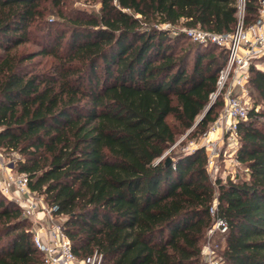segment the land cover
<instances>
[{"label": "trees", "instance_id": "trees-1", "mask_svg": "<svg viewBox=\"0 0 264 264\" xmlns=\"http://www.w3.org/2000/svg\"><path fill=\"white\" fill-rule=\"evenodd\" d=\"M98 1L73 13L62 0H0V148L21 155L17 171L65 217L79 259L201 264L216 197L224 264H264V68H250L237 124L246 177L212 181L204 147L164 155L182 133L205 135L223 104L204 112L226 50L176 27L231 31L236 0ZM257 9L245 0L246 23ZM32 235L0 192V264H43Z\"/></svg>", "mask_w": 264, "mask_h": 264}, {"label": "built area", "instance_id": "built-area-1", "mask_svg": "<svg viewBox=\"0 0 264 264\" xmlns=\"http://www.w3.org/2000/svg\"><path fill=\"white\" fill-rule=\"evenodd\" d=\"M236 2L237 21L231 31L214 33L198 26H181L177 29L192 42L201 45L212 44L226 50V59L219 69L215 91L211 93L208 102L213 104L218 97L223 100L213 129L220 128L226 135L227 157L233 166L226 175L228 177H220L224 182L229 177L235 180L239 175L235 168L241 167L236 158L239 145L237 124L247 119L248 109L251 107L250 68H264V0H258L257 16L250 23L245 22V0ZM206 146L207 165L216 167L217 171L215 158L220 154L217 141H207ZM0 171H5L0 179V192L14 200L25 217L41 220V224L33 230L32 240L42 253L43 264H100L101 257L96 252L82 259L74 254L71 241L64 232L63 222L58 221L63 215L56 214L55 205L44 203L39 194L29 188L27 175L14 171V165H10L1 148ZM216 203L215 197L209 207L212 224L206 231L200 250L203 264H224L219 244L213 241V237L216 233L226 235L229 228L227 222L216 214Z\"/></svg>", "mask_w": 264, "mask_h": 264}, {"label": "rangeland", "instance_id": "rangeland-1", "mask_svg": "<svg viewBox=\"0 0 264 264\" xmlns=\"http://www.w3.org/2000/svg\"><path fill=\"white\" fill-rule=\"evenodd\" d=\"M65 1V2H64ZM62 2L67 3V6H65V10L67 11H71L74 13V11H83V12H88V13H96L98 12L99 9V1L98 0H62ZM55 15H51L49 19L54 18ZM181 26H177L176 29L180 28ZM171 35H174V33H172ZM188 43H190L188 40L183 39L179 41L180 46L184 47L186 46ZM27 49H34L35 47L32 45H28L26 47ZM192 55L190 56V60L189 63L192 60ZM36 59H40L39 57H37ZM45 58L42 60L44 61ZM253 102V97H251V105ZM207 106V105H206ZM218 116L220 114L221 109L218 110ZM217 116V118H218ZM216 118V120H217ZM215 120V121H216ZM215 121L213 123L210 124L208 131L205 135H202L201 137L197 138H188L186 137L187 134L186 133H182L177 137L176 142L171 145L167 151L165 152V156L168 155L169 153H180V152H190L196 148L199 147H204L206 153L208 152V148L206 146V142L207 141H217V145L219 148V156L217 158H215V162H216V167L212 168V167H208L207 166V171H209V177L211 178V180H214L215 178H223L225 177L233 168L232 164L229 162V159L227 157V151H226V135H224V133L221 132V129H213V127H215ZM4 156L6 158H8L10 165H14V171L17 170L16 169V161L18 159L21 158V155L16 153V152H7L5 150H2ZM163 155V156H164ZM166 157H170V156H166ZM171 158V157H170ZM172 160V159H171ZM235 168V167H234ZM238 173H239V177H246V170L243 166L241 167H236L235 168ZM5 171L1 172L0 171V179L2 178V175L4 174ZM228 177V176H226ZM225 177V178H226ZM39 196L42 198V200L44 201V203L47 204V201L45 200L43 195ZM30 222V228L32 230H35L37 228V226H39L41 224V220H39V218H27ZM65 219L64 216H61L60 218H58L59 222H63ZM39 220V221H38ZM44 223V222H43ZM213 241L217 242L219 244V250L224 247V241H225V235H219L218 233L214 234L213 237ZM203 264V263H201Z\"/></svg>", "mask_w": 264, "mask_h": 264}, {"label": "water", "instance_id": "water-1", "mask_svg": "<svg viewBox=\"0 0 264 264\" xmlns=\"http://www.w3.org/2000/svg\"><path fill=\"white\" fill-rule=\"evenodd\" d=\"M211 105H212L211 103L208 104V105L206 106L204 112H206V111L211 107ZM204 112H203L202 114H204ZM201 116H202V115H201ZM201 116H200V117H201ZM200 117H199V118H200ZM197 120H198V119H197ZM170 162H171V158H170V157H166V158H165V163L168 164V163H170Z\"/></svg>", "mask_w": 264, "mask_h": 264}, {"label": "crops", "instance_id": "crops-1", "mask_svg": "<svg viewBox=\"0 0 264 264\" xmlns=\"http://www.w3.org/2000/svg\"><path fill=\"white\" fill-rule=\"evenodd\" d=\"M218 130H220V128H217Z\"/></svg>", "mask_w": 264, "mask_h": 264}]
</instances>
